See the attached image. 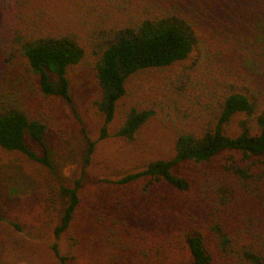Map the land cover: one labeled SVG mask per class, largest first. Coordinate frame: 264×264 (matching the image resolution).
<instances>
[{
  "label": "trees",
  "instance_id": "1",
  "mask_svg": "<svg viewBox=\"0 0 264 264\" xmlns=\"http://www.w3.org/2000/svg\"><path fill=\"white\" fill-rule=\"evenodd\" d=\"M208 22L215 28L213 41L201 28ZM84 65L94 74L91 107L103 118L100 140L111 136L129 84L143 74L164 75L162 97L138 101L113 127L115 138L134 142L160 117L173 134V156L116 181L144 182L145 202L133 221L153 220L145 206L153 191L165 188L167 204L177 208L170 215L176 228L168 235L189 252L190 264H264V0H0L4 151L54 168L52 119L31 102L71 100L68 74ZM89 145L80 176L60 187L65 203L57 240L71 230L81 207L96 143ZM92 218L116 247L115 263L118 255L125 264L148 256L138 245L147 240L145 233L131 219L107 213ZM0 223L23 231L5 206ZM77 245L71 238L65 255L53 245L59 264H73Z\"/></svg>",
  "mask_w": 264,
  "mask_h": 264
},
{
  "label": "rangeland",
  "instance_id": "2",
  "mask_svg": "<svg viewBox=\"0 0 264 264\" xmlns=\"http://www.w3.org/2000/svg\"><path fill=\"white\" fill-rule=\"evenodd\" d=\"M194 15L202 18L200 14ZM225 25L230 27L228 23ZM201 28L209 41L217 37L211 22L201 24ZM211 48L215 51L214 46ZM68 76L71 100L57 98L46 104L37 100L31 102L33 110L40 109L52 119L48 140L54 168L0 147V206H5L10 219L23 229L18 232L0 223V264H59L53 245L58 243L61 254H68L71 238L78 243L73 264H125L119 255V262L115 263L116 247L108 243L101 225L93 224L98 222L92 217L107 213L121 221L135 220L145 202L141 190L144 182L120 186L116 181L141 170L153 160L168 159L174 154L172 131L168 122L160 117L142 128L134 142L115 138L113 133V127L120 124L126 109L138 101H157L162 97L163 74H143L129 84V95L119 103L110 126L111 136L103 140H100L103 118L91 107L97 92L93 70L84 65L71 70ZM237 121V118L232 121V135L236 133ZM62 139L68 140L67 144L64 145ZM89 141L96 146L86 168L82 204L71 230L57 240L54 231L65 203L60 187L72 186L80 176L89 157ZM41 153L44 154V150ZM224 158L225 154L220 155L215 164ZM178 171L185 173L184 168ZM166 193L165 188L153 191L154 199L145 206L153 220L133 221L134 227L145 233L147 240L139 241L138 245L148 256L142 260L133 257L129 264L191 263V255L178 245L177 237L168 235L176 228L170 215L177 208L167 204Z\"/></svg>",
  "mask_w": 264,
  "mask_h": 264
}]
</instances>
